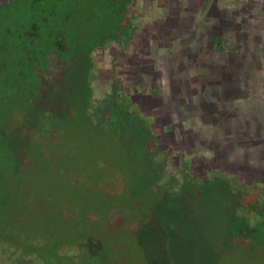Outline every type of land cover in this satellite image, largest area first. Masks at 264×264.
Instances as JSON below:
<instances>
[{
    "label": "rangeland",
    "instance_id": "rangeland-1",
    "mask_svg": "<svg viewBox=\"0 0 264 264\" xmlns=\"http://www.w3.org/2000/svg\"><path fill=\"white\" fill-rule=\"evenodd\" d=\"M1 4L0 264H264V0Z\"/></svg>",
    "mask_w": 264,
    "mask_h": 264
},
{
    "label": "trees",
    "instance_id": "trees-1",
    "mask_svg": "<svg viewBox=\"0 0 264 264\" xmlns=\"http://www.w3.org/2000/svg\"><path fill=\"white\" fill-rule=\"evenodd\" d=\"M3 4H6V3L3 2ZM3 4H1L0 7H4ZM217 41H218V40H217ZM111 43H112V41H109V40L105 41L104 44H103V45H104V49L107 50V49L111 46ZM113 43H114V42H113ZM217 43H218V42H217ZM115 44H116L117 47L120 46L118 43H115ZM92 47H93V48L95 47V48H94V51L96 50V52H97L98 47H96L95 45H93ZM101 47H102V46H101ZM219 48H220V47H219ZM92 50H93V49H92ZM90 52H91V50H90ZM96 52H95V53H96ZM94 55H95V54H94ZM94 55H93V56H94ZM90 60H91V61H90ZM92 60H93V57H92V55L90 54V55H89V64H90V65L93 64V61H92ZM103 112H104V110H103ZM150 128H151V124H150ZM150 128H149L148 131H147V132H148V136H149V137L151 136V137L153 138V137L155 136L156 133H155V131H154L152 128H151V129H150ZM158 147H159V143L157 142V139H156V140L154 139V143H153V145L151 146V148H158ZM163 151L165 152V151H167V150H163ZM169 158H170V156H169ZM145 217H146V215H145ZM149 219L152 220L151 218H149ZM152 221H153V220H152Z\"/></svg>",
    "mask_w": 264,
    "mask_h": 264
},
{
    "label": "crops",
    "instance_id": "crops-1",
    "mask_svg": "<svg viewBox=\"0 0 264 264\" xmlns=\"http://www.w3.org/2000/svg\"><path fill=\"white\" fill-rule=\"evenodd\" d=\"M162 4H164V5H168V3H163V2H162ZM187 4H188V3H187ZM206 4L208 5V2L204 1V2H203L202 9H201L202 11H204V10L206 9ZM206 10H207V9H206ZM171 12H172V11H171ZM195 17H196L195 15L191 14V13L189 12V10L186 9V10L184 11L183 18H182V20H181V24H184L185 21H189L190 24H192V29H194V27H195V25H194ZM165 21H166V23H167V25H168L169 22L175 21V18L169 16ZM187 23H188V22H187ZM193 35H194V34H193Z\"/></svg>",
    "mask_w": 264,
    "mask_h": 264
}]
</instances>
